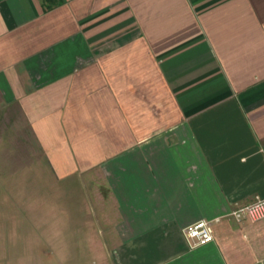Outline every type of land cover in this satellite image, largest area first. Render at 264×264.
Wrapping results in <instances>:
<instances>
[{
    "label": "crops",
    "instance_id": "obj_1",
    "mask_svg": "<svg viewBox=\"0 0 264 264\" xmlns=\"http://www.w3.org/2000/svg\"><path fill=\"white\" fill-rule=\"evenodd\" d=\"M0 163L77 187L104 264H264L230 216L264 199V0H0Z\"/></svg>",
    "mask_w": 264,
    "mask_h": 264
},
{
    "label": "rangeland",
    "instance_id": "obj_2",
    "mask_svg": "<svg viewBox=\"0 0 264 264\" xmlns=\"http://www.w3.org/2000/svg\"><path fill=\"white\" fill-rule=\"evenodd\" d=\"M15 165L0 163V210L17 227L0 229V264H104L102 252L109 257L110 250L89 229L94 217L83 193L73 187L68 196L45 169Z\"/></svg>",
    "mask_w": 264,
    "mask_h": 264
},
{
    "label": "built area",
    "instance_id": "obj_3",
    "mask_svg": "<svg viewBox=\"0 0 264 264\" xmlns=\"http://www.w3.org/2000/svg\"><path fill=\"white\" fill-rule=\"evenodd\" d=\"M230 216L238 222L261 221L264 219V199L257 198L253 202L235 209ZM191 248L205 246L214 241L213 222L198 221L185 229Z\"/></svg>",
    "mask_w": 264,
    "mask_h": 264
}]
</instances>
